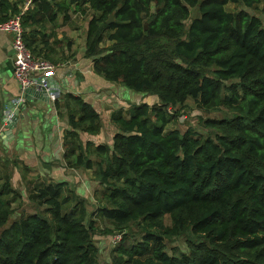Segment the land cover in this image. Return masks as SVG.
I'll list each match as a JSON object with an SVG mask.
<instances>
[{"label": "trees", "instance_id": "16d2710c", "mask_svg": "<svg viewBox=\"0 0 264 264\" xmlns=\"http://www.w3.org/2000/svg\"><path fill=\"white\" fill-rule=\"evenodd\" d=\"M25 1L0 0V23L19 14L35 57L58 64L52 27L80 13L82 68L156 99L112 109L105 143L86 136L102 128L93 100L54 98L67 122L63 165L91 169L101 186L96 218L66 181L28 179L18 191L3 170L0 264H99L98 234L120 235L111 264H264V0ZM62 53L74 55L69 41ZM188 99L231 114L201 119L205 135L166 130ZM23 197L31 209L14 206ZM102 219L111 226L99 229ZM178 236L188 250L168 252Z\"/></svg>", "mask_w": 264, "mask_h": 264}, {"label": "crops", "instance_id": "0c3cea01", "mask_svg": "<svg viewBox=\"0 0 264 264\" xmlns=\"http://www.w3.org/2000/svg\"><path fill=\"white\" fill-rule=\"evenodd\" d=\"M11 39V34L0 31V172H9L11 184L18 191H26L25 180L37 178L64 180L79 194L81 168L65 167L61 157V137L67 127L65 110H57L54 99L49 95H45V99H32L36 97L35 93L30 94L28 99L24 96V91H21L13 77ZM58 48L59 52L64 51L63 46L56 47V50ZM74 52L64 62L56 64L53 76L48 77L49 86L56 93L55 97L70 92L90 100L95 99L101 105L104 103L105 109L109 101L117 102L112 106L114 109L126 106L122 99L116 101L113 88L105 85L104 80L92 72L88 63L86 69L82 68L85 62L79 59L78 49ZM108 93L113 94L111 98ZM20 96H23L24 101H19ZM38 102L47 104L48 109L39 107ZM12 111H16L18 120L9 129L4 121ZM110 111L107 109V116ZM102 134L105 135L101 128L98 134L86 136L94 142H103ZM23 166L28 168L22 171Z\"/></svg>", "mask_w": 264, "mask_h": 264}, {"label": "rangeland", "instance_id": "374dc122", "mask_svg": "<svg viewBox=\"0 0 264 264\" xmlns=\"http://www.w3.org/2000/svg\"><path fill=\"white\" fill-rule=\"evenodd\" d=\"M227 9H235L234 5L232 3L227 4ZM191 15L197 14V9L192 8L190 11ZM85 16L80 15V13H73L72 18L62 24L60 20H57L56 27H52V30L54 31V36L52 38L57 37L62 42L60 44V47L65 48L66 43L69 41L71 43V48H73V51H76V49L82 51L83 45V36H84V24H85ZM47 32L50 30V25H48ZM10 34V33H9ZM62 37V38H59ZM107 43V42H106ZM105 43V44H106ZM60 48H58L55 52V54L52 55V57L57 61V63L64 62L65 56L60 51ZM75 53V52H74ZM57 65H55L56 68ZM113 94H115L116 101H119V98L122 99L126 103V107L129 105V103H138V102H147L151 103L156 99L155 95L152 94H143L138 91H134L123 84L113 85ZM112 94V95H113ZM109 98L112 97L111 93L107 94ZM114 97V96H113ZM95 101V105H97L100 110L102 111V129L105 133L102 134L103 142L108 143L110 140V137L112 135V132L114 131L113 126L110 125L109 118H107V109H114L112 106L117 104V102H106L107 108L105 109L103 104H98L97 100L91 99ZM39 107L48 109V105L45 103L38 102ZM231 113L229 110H227L225 107H220L218 109H211L208 112L204 111L200 112L194 105V102L192 99H188L186 101L185 107H181L179 115L176 117L175 120L170 121L167 126L166 130H169L170 128L177 127L180 130H185L188 126L193 127L198 132H202L204 135L207 133V130H205L201 124V119L212 116V117H221V116H229ZM198 115H201L200 118H198ZM85 136V135H84ZM83 136V138H84ZM101 141V138H100ZM100 189L101 186L97 183L93 171L91 169H85L81 168L79 169V198L83 199L87 211L86 221L96 218V208L98 206V198L100 196ZM66 193H69V191H65ZM23 201L19 202V200H16L13 204L14 206L19 205L23 207L24 210L31 209L29 202H26V197H23ZM49 216V214H47ZM165 223L168 225L170 224L169 218L165 216ZM111 224L106 220L102 219L99 220L98 227L99 229H103L104 227H110ZM118 235V234H115ZM114 234L111 235H104V234H98L95 236L94 240L99 245L100 254H99V264H111L110 259L112 255V246L114 244ZM166 247L168 252H186L187 246L185 239L182 236H178L171 239H166Z\"/></svg>", "mask_w": 264, "mask_h": 264}, {"label": "built area", "instance_id": "2783aa9c", "mask_svg": "<svg viewBox=\"0 0 264 264\" xmlns=\"http://www.w3.org/2000/svg\"><path fill=\"white\" fill-rule=\"evenodd\" d=\"M30 0H26L22 10L29 6ZM0 31L11 34L12 48V68L13 77L18 82L21 91L23 92L28 87H42L45 90L50 89L48 77L53 76L55 64L50 61L35 57L27 48L24 37L23 28L21 25L20 15H13L7 20L0 23ZM49 96L54 99L55 92H50ZM19 101H24L23 96L19 97ZM10 113L7 114V118ZM120 235L114 236V242L119 240Z\"/></svg>", "mask_w": 264, "mask_h": 264}, {"label": "water", "instance_id": "95a60500", "mask_svg": "<svg viewBox=\"0 0 264 264\" xmlns=\"http://www.w3.org/2000/svg\"><path fill=\"white\" fill-rule=\"evenodd\" d=\"M112 19H113V14H110L107 22L111 21ZM50 92H53L51 88L48 90H45L42 87H33V88L28 87L24 90V93H25L24 96L28 99L30 98V94L35 93L36 97H32V99H35V98L45 99L44 98L45 95H49ZM17 120H18V117H17L16 111H12L10 112V117L6 118L4 123L9 127V129H12L16 125Z\"/></svg>", "mask_w": 264, "mask_h": 264}]
</instances>
